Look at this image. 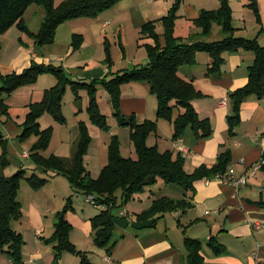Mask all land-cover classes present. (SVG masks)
<instances>
[{"label":"trees","instance_id":"1","mask_svg":"<svg viewBox=\"0 0 264 264\" xmlns=\"http://www.w3.org/2000/svg\"><path fill=\"white\" fill-rule=\"evenodd\" d=\"M56 0H0V52L2 51L1 37L13 26L31 34L36 46H47L55 43L59 27L68 20L80 17H97L101 12L112 8L123 0H66L56 6ZM184 0H176L168 14L160 19L145 23L140 35L142 39H150L153 43L146 44L150 62L147 65H136L132 70H124L112 79L110 68L113 66L111 51L108 50L106 64L109 65L108 75L92 82L74 81L66 69L51 62L34 61L22 72L3 74L0 72V120L2 117L11 118L12 106L5 95H12L23 86L38 82L44 74L55 75L57 85L47 90L39 102L31 103L29 114L23 124V134L20 139L26 141L32 136L38 137L33 147L31 158L41 171L51 176L68 177L72 188L78 194L96 196L98 202L105 206L101 214L91 219V227L95 244L106 249L108 254L115 251L117 242L113 241L117 228L116 208H122L130 203L137 195L144 193L149 186L160 182L166 185H179L186 191L195 192L196 183L209 179L227 171L232 158L227 152L219 156L213 166H200L194 173H188L185 168L186 159L182 153L173 150L162 151L158 146H150L148 138L158 134L159 121L167 120L174 126L173 140L179 141L191 129L197 139H208L214 129L209 118H202L194 105L196 99L206 98V94L198 90L191 81L183 79L180 68L194 66L198 62L199 53H207L212 62L208 75L222 73L226 62L225 53L240 50L251 51L255 54V63L250 68L248 82L231 95L234 115L229 118L230 131L241 123L242 105L250 96L264 98V46L258 38L249 39L238 37V29L234 24V10L230 0H221L220 8L203 10L199 17L188 20L189 28L200 29L199 33L182 36L179 21L183 16L180 9ZM33 4L43 5L46 9L45 19L40 31L31 33L25 23V13ZM247 6L253 10L258 24L264 33L263 15L258 0H248ZM219 24L225 37L218 41L209 42L203 38L209 37L214 25ZM162 31V32H161ZM84 44L82 35H74V48L78 51ZM132 83H144L149 86L151 94L158 99L157 120L137 122V115L126 116L122 112L123 87ZM104 85L111 98L115 115L119 123L131 129V138L138 155L137 159L122 155L119 138L113 136L109 147L108 164L103 168L98 178H92L86 166V156L89 153L93 138L86 123L80 124V137L76 143L71 158L52 154L46 157L45 152L54 136L53 126L42 129L39 122L45 114H51L58 122L65 124L64 98L69 88L74 92L76 102L81 101V91L89 96V114L93 124L103 130L110 131L107 117L103 115L98 103V86ZM176 109L181 110L179 115ZM2 121V120H1ZM0 144L3 154L0 157V252L7 254L14 264H24L23 251L26 245L22 233L14 229L13 223L24 216L19 193L26 171L22 168L14 176H6L4 171L11 166L9 159V140L5 138L0 128ZM34 189H40L46 184L37 174L27 179ZM194 207L188 199L160 197L152 205L137 214L141 228H154L157 222L167 213L177 211L187 212ZM75 211L72 197L63 210L56 214L55 233L45 242L53 244L56 250L55 260L59 261L64 254L70 253L81 258L82 264H92L87 252L78 250L71 240L74 226L69 220V214ZM185 234L187 264H204L203 244L200 240L190 238ZM209 246L216 255L226 251V247L212 236Z\"/></svg>","mask_w":264,"mask_h":264},{"label":"crops","instance_id":"2","mask_svg":"<svg viewBox=\"0 0 264 264\" xmlns=\"http://www.w3.org/2000/svg\"><path fill=\"white\" fill-rule=\"evenodd\" d=\"M167 1L169 2V0ZM157 2L158 0L145 1V3H149L150 5ZM174 2L175 0L162 11L157 10V7H152V10L149 9L150 7L146 8L144 12L141 10L142 13L136 20L137 27H140L139 29L141 30L146 22L166 16L170 10L169 6L172 7ZM259 2L264 22V0H259ZM230 3L234 10V24L238 29L236 36L241 37L240 33H243L246 38H258L261 45L264 46V33L260 34L262 26L258 24L252 9L248 8V0H230ZM143 6L144 3L139 5L141 8ZM220 6L221 0H184L179 12L183 16L178 22L180 27H182L180 33L187 36L192 35V32L195 34L199 33L200 29L189 28L188 20L197 19L203 10H216ZM133 10L134 8L131 10L128 8L120 11L116 10L113 14V20L119 19L124 12ZM109 25H111L110 22H101V24H83L77 28L83 29L82 32L85 37V43L80 50L82 52L79 51L80 55L77 60L71 59L78 52L72 54L69 59L59 57L52 61L48 56H40L34 52L19 60L14 67L18 68L31 64L33 60H39L51 62L56 66H61L58 63H63L69 76H74L78 81H82V79L84 80L89 76L105 77V73L108 74L109 69L100 70L91 68L93 56L86 57L83 49L86 48V44L89 42V37L85 31L95 36L97 35L96 38H99L97 41L101 42L105 38L104 32ZM218 29V31H221L220 28ZM113 34L116 37V33L114 32ZM66 37L70 39L71 35H66ZM146 42V44L153 43L150 39H147ZM35 47L37 48L36 45ZM224 56L226 62L220 75H208V69L212 60L210 56L209 58H205L203 53L198 54V62L192 66L193 69H197L191 72L188 71L185 75L181 73L184 66L179 71L183 79L193 82L198 90L207 95L206 98L196 99L194 105L202 118H209L211 120L214 129L213 135L208 139H197L193 131L188 129L186 135L179 141H174L172 138L171 149H165V151L173 150L176 153H182L186 159V171L190 174L194 173L202 165L213 167L218 162L220 155L230 152L232 155L230 165L235 167L238 176H243L248 174L251 166L258 163L264 156V98L250 96L245 100L241 110V123L234 130V133H231L229 123V118L234 115L233 105L232 103L230 104L231 95L235 90L247 84L249 70L255 63V54L251 51L240 50L234 53H225ZM202 57L206 59L203 62ZM142 62L146 65L149 60L145 58ZM45 77L47 76L40 79H44V82L47 83L48 80ZM134 85L132 88H129L131 87L129 85L123 88L122 112L128 116V114H131V110H133L134 114L138 116L137 119L139 121L140 114L145 113L146 116H149L147 112L148 101L152 94L147 84H143L144 86ZM127 89L133 91L132 95L129 94ZM44 91L38 90V96H43ZM81 96L83 99L82 94ZM224 99L228 100L227 104L220 106V103ZM81 112L83 111L81 110ZM44 117V121L48 119V121L58 125H50V127H55L56 132H60L64 126L66 127V125L57 124L49 114ZM10 122H7V135H4L9 140V158L11 160V166L4 171L7 176L11 174L6 173L9 169L15 168L18 170L20 168L24 169V166H31L25 162V160L30 158V156L25 155L28 151L19 145L23 129H16ZM139 122L142 123L141 120ZM66 128V138L62 142V146L70 147V151L69 153H58L55 151V154L71 158L73 155L71 140L73 139H71L72 137L68 133L70 128ZM91 129L93 134L96 132V135H99V138L103 136L107 137L106 134H103L104 132L98 130L95 126H92ZM8 136L11 138H8ZM111 136H113V133H110L108 137ZM74 138L76 140L78 137ZM162 143V141H158L157 143L160 149V144ZM132 158L134 159V157ZM242 159L246 160V164L241 162ZM86 163L87 165L91 164L88 160H86ZM105 166L103 162L98 167L97 178ZM56 177L55 181L61 178L60 176ZM248 177L247 185L240 189L216 180L215 176L198 181L195 192L187 191V193L182 194L184 196L182 199H188L194 204V207L185 213L177 211L165 214L154 228H141V224L137 221V214L149 208L153 201L158 198L155 196L154 188L152 186L147 187L144 193L137 195L130 203L122 208L115 209L114 214L118 218L116 219V233L119 232L122 237L121 239L117 238L116 242L118 245L112 255L108 254L106 249H102L95 244L90 222L91 219L101 214L104 209L97 208L94 205L93 208H90L93 211L88 210L89 208H86L84 205L79 208L74 199L75 211L70 213L68 217L74 226L71 240L78 250L88 253V258L92 264H187V257L183 252L185 246L184 230L186 229L188 237L202 242L205 257L204 264H264V228L255 229L253 226L257 222L264 224V168L257 174L253 176L249 175ZM160 183L156 184L158 185L157 187L161 185ZM51 189L53 193L50 191H46L43 194L42 191L35 194L29 192V198H27L26 193L25 200L28 203L22 202L20 199L21 195H19L18 199L24 208V217L26 214H29V217L36 222L33 225L34 232H27V237L23 234V231H19L18 229V232L23 234L26 241L23 251L24 264H30L31 261H33L32 264H82L79 256L70 253L64 254L59 261H56L54 245L45 242L55 233L57 221L53 217L51 224L48 225L42 220L43 212L47 207L41 202V204L39 203V197L46 195V197L52 198L59 195V191L56 188ZM66 193L68 196H73L70 186L66 187ZM51 194H54V196H51ZM60 194L65 201V195L63 193ZM77 195L79 196L80 194L77 193ZM165 196L171 197L170 195ZM36 203L42 206L43 211ZM58 211L59 209L51 210V212H54L52 216H55ZM181 215H184V217ZM22 219L18 222L20 223ZM48 228L50 235L47 232ZM181 229L183 232H181ZM39 230H43V232L39 233ZM192 230L193 232H191ZM212 236L216 237L226 247V251L223 254L216 255L209 246V240ZM206 247L212 252L207 253ZM108 258H111L112 262ZM0 264L14 263L7 254L0 253Z\"/></svg>","mask_w":264,"mask_h":264},{"label":"rangeland","instance_id":"3","mask_svg":"<svg viewBox=\"0 0 264 264\" xmlns=\"http://www.w3.org/2000/svg\"><path fill=\"white\" fill-rule=\"evenodd\" d=\"M64 1L66 0H56L55 4L56 6H60ZM146 0H123L119 2L117 5L113 6L112 8L105 10L101 12L97 17H80L72 20H68L67 22L63 23L58 31L57 36L55 40V45H47V46H37L35 47V40L31 36L30 33L25 32L21 29H19L17 26H13L7 33H5L1 37V43H2V51L0 52V72L3 74H10L13 72H22L26 68H28L31 64L24 65L18 68H15L14 65L21 59L25 58L28 54H33L34 52L38 55H46L49 57V59L52 61L59 57H66L70 58L72 54L76 53V55L71 60H77L80 55V50L75 51L74 48V35H82L84 38L85 43V37L83 34V29H77L78 27L88 24H97L101 22H110L111 25L107 29H105V35L104 39L101 42H98V37L94 34H90V32L85 31L89 37V42L86 44V48L83 49L84 54L86 57L93 56V60L91 62V68L93 69H100L105 70V68L109 69V65L106 64V59L108 58V50L111 51V57L113 61V66L110 68L112 70V74L109 75V79H112L118 75L119 72L122 73L124 70H132L135 68L136 65H145L143 59L148 58L150 62V58L148 55V49L146 45L147 39H140V27H137L136 24L137 18L141 15L142 12L145 11V9L149 8L152 10V7H157V10H164L170 3L173 2V0H158L156 4L150 5L149 3H145ZM176 1V0H175ZM259 2V0H258ZM141 3H144V6L141 8L139 5ZM175 3V2H174ZM260 8L261 4L259 2ZM173 6V5H172ZM171 9V6H169ZM128 8L129 10L133 9V11L124 12L119 19L113 20V14L116 12V10L120 11L122 9ZM249 8V7H248ZM142 10V12H141ZM253 12V10H252ZM46 14V9L43 5L39 4H33L30 6L26 13H25V23L31 33L37 34L44 22ZM137 14V15H134ZM134 17V19H133ZM154 17V16H153ZM149 22V21H148ZM147 23V22H146ZM91 28V27H90ZM220 28L221 31H218ZM139 29V30H138ZM65 30V34H64ZM182 30V27H180V32ZM116 33V37L113 33ZM162 32V31H161ZM238 32V31H237ZM108 34V35H107ZM192 34H195L192 32ZM66 35H71V38L69 39L66 37ZM187 36V35H182ZM241 37H245L243 33H240ZM225 37V34L223 33L221 27L219 24L214 25V30L212 34L209 37L203 38L206 41L212 42V41H218ZM246 38V37H245ZM250 39V38H249ZM253 39V38H252ZM59 44V45H57ZM84 45V44H83ZM82 45V47H83ZM80 51V52H79ZM53 55V56H51ZM205 58H209V55L207 53H203ZM126 57V58H125ZM204 57H202V62L205 61ZM39 61V60H33ZM148 62V64H149ZM56 63V62H55ZM58 63V62H57ZM62 67L63 63H58ZM147 65V64H146ZM197 67V66H196ZM65 68V67H64ZM183 68V67H182ZM190 68V69H188ZM197 69V68H195ZM195 69L192 68V66H184V69L181 71L182 75H185V73H188V71H194ZM5 71V72H3ZM107 76L108 74L105 73ZM45 77L47 83L44 82V79H40L41 77ZM38 82L32 85L23 86L17 89L12 95H5L7 103L12 106L11 111V118L2 117L0 120V128L3 131L4 135L6 134V126L7 122L11 121L10 123L12 126H15L17 129H23V124L26 121L27 115L29 114V105L34 102H39L43 99L44 94L47 90L53 88L58 83V79L55 75L52 74H44L42 75ZM70 78H72L74 81H78L75 79L74 76L70 75ZM99 76H89L86 79H82V82L90 83L93 81V79H101L98 78ZM77 78V77H76ZM103 78V77H102ZM134 84H138V86H144V83H132L128 84L129 88H132V86H135ZM126 86V85H125ZM124 88V87H123ZM140 88V87H137ZM99 91H97V98L98 103L101 108V111L103 115L107 117L108 124L110 126V131H106L98 127L97 125L93 124L91 121V116L89 114V96L86 91H81L80 93L83 95V99L81 101L76 102V96L71 88L68 89L66 96L64 98V114L66 116V123L61 124L58 122L51 114L54 119V121L57 122L59 125H66V127L69 129V136L72 137L71 139V145H72V153H74L76 148V143L79 140L80 137V124L86 123L90 129L91 136L93 138L92 145L90 147L89 153L86 156V160H88L91 164L86 166L89 172H91L92 178H97L98 175V167L104 162V165L108 164V155H109V147L113 141V136H117L120 141L121 145V151L122 155L127 158L137 159L138 155L136 153L135 146L133 144L132 138H131V129L128 126L121 125L119 123L118 118L115 115V110L111 101V98L109 96L108 91L104 87V85L98 86ZM38 90L44 91L43 96H38ZM128 90V89H127ZM139 90V89H136ZM129 91V90H128ZM133 91H129V94L132 95ZM151 93V92H150ZM42 95V94H41ZM232 101H230V104ZM29 104V105H28ZM148 110L149 116H146V114H140V120L142 123H144L147 120H157V108H158V99L157 97H154V95H150V100L148 101ZM233 105V103H232ZM83 112H81V110ZM155 110V112H154ZM181 110L176 109V114L179 115ZM131 114H128V116H132L134 114L133 110L130 112ZM43 115L39 122L41 124L42 129H47L50 127V125L54 126V122L44 121ZM44 117V118H43ZM138 117V116H137ZM137 122L138 119H136ZM9 123V124H10ZM140 123V122H139ZM56 125V124H55ZM58 126V125H56ZM74 126H76L74 128ZM95 126L98 128V130H101L104 132L103 134H106V136H103L102 138H99V135H96L92 133L91 127ZM62 127V126H61ZM65 126L63 127V130L61 129L60 132H56L55 127L54 128V136L52 138L51 144L49 148L43 152V154L46 157L51 156L52 154H55V151L58 153H69L70 147L68 146H62L63 140L66 138L65 134L67 131V128ZM110 133H113V136L108 137ZM174 135V126L171 122L167 120H160L159 121V132L158 134H152L148 138V144L150 146H158V141H162L163 143L160 144V147L162 150L165 151V149H171L170 146L172 144L171 140ZM76 140H74V137ZM6 137V136H5ZM8 138H11L8 136ZM20 146L25 148L26 151H28L27 154L32 153L33 147L38 142L37 136H32L30 139L23 141L19 139ZM75 141V142H74ZM13 145V143H12ZM160 149V150H161ZM3 154V147L0 144V157ZM10 159V158H9ZM11 162V160H10ZM27 164H30L31 166H24V169L26 171V177L22 181L21 189H20V199L24 203H28V201L25 200V194L27 195V198H29V192L32 194L42 191V194L46 191H50L53 193V190L51 188H56L57 191H59V195L54 196V194H51L49 197L46 195L40 196L39 203L41 202L46 208V210L43 212L42 220L50 225L52 222V218L57 221L56 215L52 216L54 212H51V210L59 209V211L63 210L68 202V198L72 197L73 201L76 200V203L79 208L81 206H86V208H89L88 210L93 211L90 208H93V205L87 201L86 195L80 194L79 196L73 190L71 183L66 176H60V179H57L55 181L54 179L57 178L56 176L47 175L41 172V169L38 167V165L34 162V160L31 158L25 160ZM10 167V166H9ZM8 167V168H9ZM189 168V167H187ZM7 169V168H6ZM5 169V170H6ZM21 169V168H20ZM20 169L16 170L15 168L9 169L6 173H11L9 176H14ZM5 173V172H4ZM34 174H37L39 179L45 180L46 184L40 187V189H34L33 186L30 184V182L27 180L31 178ZM6 175V174H5ZM7 176V175H6ZM59 176V175H58ZM161 187L152 186L154 188L155 196L156 197H164L165 195H170L171 197H174L175 199H182L184 196L183 193H187V191L179 186V185H166L164 183H160ZM71 187L72 195H67L66 193V187ZM63 193L65 195V201L62 199L61 194ZM78 199V200H77ZM40 203V204H41ZM37 206H39L42 210V206L36 203ZM65 204V205H64ZM58 207V208H57ZM62 207V208H61ZM24 209V208H23ZM43 211V210H42ZM58 211V212H59ZM117 213V212H116ZM57 214V213H56ZM184 217V215H181ZM24 217V216H23ZM14 228L18 231H23V234L27 237V232H34V224L36 222L29 217V214H26V216L22 219V221L19 223L18 221H15L13 223ZM28 227V228H27ZM30 229V231H29ZM48 228V235H50ZM38 232H43V230H39ZM181 232L182 229H181ZM193 232V230L191 231ZM122 235L117 232L114 236V241L117 240V238L121 239ZM118 239V240H119ZM206 252H212L208 247L205 248ZM183 252L185 253L187 257V251L184 246ZM2 253V252H0Z\"/></svg>","mask_w":264,"mask_h":264},{"label":"built area","instance_id":"4","mask_svg":"<svg viewBox=\"0 0 264 264\" xmlns=\"http://www.w3.org/2000/svg\"><path fill=\"white\" fill-rule=\"evenodd\" d=\"M227 101H228L227 99H224L220 103V106H225L227 104ZM25 155L26 156H30L27 153ZM241 162L243 164H246V160L245 159H242ZM263 168H264V156L261 158V160L258 163H255L253 166H251V168L249 170V173L246 174V175L238 176L235 167L233 165H230L226 172L219 173V174L215 175V179L219 180V181H222L224 183H227L229 185H232L236 189H240V188L244 187L245 185H247L248 178H249L248 176L249 175L253 176V175L257 174ZM86 198L95 207L100 208V209H105V206L100 204V202H98L96 196L90 195V196H88ZM253 226H254L255 229L264 228V224H262L260 222L254 223ZM39 233H42V232H39ZM108 260L110 262H112L111 258H108ZM32 262L33 261H31L30 264H32ZM258 264H262V263H258Z\"/></svg>","mask_w":264,"mask_h":264}]
</instances>
